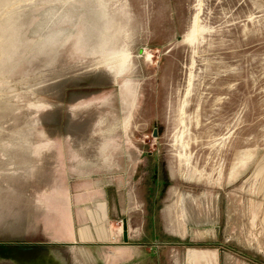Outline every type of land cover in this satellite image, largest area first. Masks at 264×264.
<instances>
[{
  "label": "rangeland",
  "instance_id": "374dc122",
  "mask_svg": "<svg viewBox=\"0 0 264 264\" xmlns=\"http://www.w3.org/2000/svg\"><path fill=\"white\" fill-rule=\"evenodd\" d=\"M143 203L264 264V0H0V264H115Z\"/></svg>",
  "mask_w": 264,
  "mask_h": 264
},
{
  "label": "crops",
  "instance_id": "0c3cea01",
  "mask_svg": "<svg viewBox=\"0 0 264 264\" xmlns=\"http://www.w3.org/2000/svg\"><path fill=\"white\" fill-rule=\"evenodd\" d=\"M170 213V209L165 207H161L158 211V224L162 228V232H165V229L172 232ZM115 216L119 219L118 222L121 224L120 231L121 234H123L121 235V238H123L120 244L116 246L115 249V264H126L128 262L131 264H165L162 249L163 246L159 247L157 245L159 249H154L156 248V244L153 243V239L155 238L153 228L155 225H152L153 222L151 221V218L154 216L151 205L150 208H147L143 203L142 209L139 210L137 207H131L128 211L120 210L118 212L116 210ZM109 217L112 218V215H109ZM141 217L144 221H141V224L139 223L140 225H138V222L135 220ZM149 218L150 221H148ZM127 221H129L130 227L126 230V228L124 229L125 225L123 223L126 222L127 225ZM129 238L132 240L128 241ZM159 250V258H157L155 252ZM210 254L211 252L202 253V251H196L192 255V259L194 263L198 261L199 264H206V261L204 262V260L207 259L208 263L213 259ZM160 255H162V257H160ZM203 257H205L204 260H202Z\"/></svg>",
  "mask_w": 264,
  "mask_h": 264
}]
</instances>
